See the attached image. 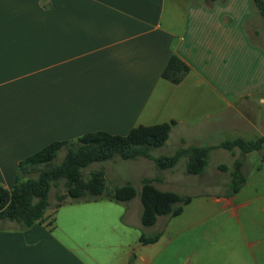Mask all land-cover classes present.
Here are the masks:
<instances>
[{
	"label": "crops",
	"instance_id": "0c3cea01",
	"mask_svg": "<svg viewBox=\"0 0 264 264\" xmlns=\"http://www.w3.org/2000/svg\"><path fill=\"white\" fill-rule=\"evenodd\" d=\"M172 55L189 66L178 83L163 77ZM165 122L173 125L162 148L175 151L264 136V16L253 0H0L5 188H13L22 159L54 140L97 130L126 135L139 125ZM227 151L230 164L218 165L229 168H220L229 174L226 191L212 200L215 214L195 216L192 227L205 229L193 233L207 242L215 235L231 241L232 219L249 239L244 246L180 247L173 224L182 214L144 226L139 194L127 202L107 199L109 207L119 204L114 216L77 221L67 197L31 227L0 220V264H264V143L247 153ZM213 157L212 151L206 169ZM131 160L142 169L156 166L145 157ZM236 160L243 161L247 180L231 193ZM200 175L185 169L174 182L189 191ZM213 187L209 181L207 188ZM251 187L252 196H245ZM157 232V242H140L142 233Z\"/></svg>",
	"mask_w": 264,
	"mask_h": 264
},
{
	"label": "trees",
	"instance_id": "16d2710c",
	"mask_svg": "<svg viewBox=\"0 0 264 264\" xmlns=\"http://www.w3.org/2000/svg\"><path fill=\"white\" fill-rule=\"evenodd\" d=\"M264 16V0H253ZM189 66L179 56L172 55L163 71V77L174 83L180 82L188 73ZM172 122L155 125H139L128 134H113L106 130L87 132L76 140H54L19 163L16 181L12 189L0 184V220L14 221L24 228L31 227L45 218L52 206L50 193L55 185L64 181L66 193L57 196L56 207L67 198L101 197L116 202H127L138 194L143 205L141 221L144 226L157 223L159 216L175 217L184 211V206L191 202V195L180 194L171 190H162L154 184L151 177L142 179L138 192L133 183H126L107 192L104 170L92 171L89 178H84V170L94 162L110 160L116 156L123 159L145 157L153 160L159 169L174 168L181 158H186V172L202 174L210 160V152L216 147L243 153L258 150L264 143V136L255 140L235 138L222 141L214 146H196L178 148L171 155H157L172 129ZM65 149L66 154L60 163L55 159ZM243 161L236 160L231 170V193L238 192L246 183L243 173ZM223 170L229 168L220 166ZM161 232L142 233L140 242L155 243Z\"/></svg>",
	"mask_w": 264,
	"mask_h": 264
},
{
	"label": "rangeland",
	"instance_id": "374dc122",
	"mask_svg": "<svg viewBox=\"0 0 264 264\" xmlns=\"http://www.w3.org/2000/svg\"><path fill=\"white\" fill-rule=\"evenodd\" d=\"M171 2H168V9L170 8ZM170 11V10H169ZM168 11V12H169ZM220 143L213 144L214 146L219 145ZM211 146V145H206ZM175 149H169V148H159L155 151L157 155L163 154V155H171ZM214 153V157L211 160L210 167L208 169H205V171L198 177L197 185L188 191V189H185L183 183L178 181L174 182V179L178 177V175H185V169H186V158L183 157L180 159L178 164L173 168V170L170 169H159L157 166H151V167H145L140 168L136 165V160L131 159H123L120 156H116L110 160L105 161H97L89 165L84 170V178L88 179L92 171L96 170H104L105 172V183L107 186V192L110 190L112 191L115 187L124 185L126 183H133L138 188L141 186V175L142 174H148L153 176L152 178L158 182V185L161 187L166 188H174L176 190H185L187 192L184 195H191L192 200L188 204L184 206V211L182 212V216H179L176 218V222L173 224L176 228L177 232L181 233L179 234V239L177 240V244L180 247H197V246H204L207 245L209 247H219L220 244H233L236 242L239 246H244L247 240L243 237V234L239 231V226L237 225L236 221L230 219V222L228 223L229 226V234H232L231 241H221V237L218 235L213 237V239H209L210 241H206V239H202L201 237L198 238L194 236L195 234L193 232L204 230V224H201L199 226H193L194 219H196L195 216H204L209 214H215V210L218 208V205L213 202V198L217 195L222 194L224 191H226V187L224 185V181L226 178H228L229 174L219 168V164H230L232 157L231 154L227 151L225 148L216 147L211 150V153ZM258 152H255L251 159L253 161H256V158L259 154H256ZM66 152H59L58 157L55 159L56 163H60L63 158L65 157ZM136 159V158H134ZM208 167V166H207ZM172 171H175L172 172ZM178 172V173H177ZM209 181L213 183V189L207 188ZM205 183V184H203ZM168 184V185H167ZM65 184L64 181L59 182L57 185H55L50 193V201L52 204L57 203V196L59 194H65ZM245 196H252L253 194V188H248L243 192ZM91 203H86V201H91ZM95 200V203H93ZM68 203H67V209H69V213L72 214L75 221L79 220L81 216L89 215V216H98L100 214L103 215H110L114 216L118 214L119 204L117 206H107L105 201H107V198L105 196L93 198V197H85L81 199H73L71 197H68ZM84 203V204H83ZM83 205V206H82ZM86 205V206H84ZM116 205V204H115ZM52 207H50L48 210H51ZM65 209V208H64ZM84 209V210H83ZM221 218L214 219L212 224L217 225L220 223ZM216 221V223H215ZM109 222L112 224L113 220L112 218L109 219ZM76 222L70 221L69 224ZM92 224H98V221L93 219ZM162 225V224H161ZM215 228V226L213 227ZM221 231H224V227L219 228ZM236 231L239 232V236L236 238ZM192 233V234H191ZM233 240V241H232Z\"/></svg>",
	"mask_w": 264,
	"mask_h": 264
}]
</instances>
